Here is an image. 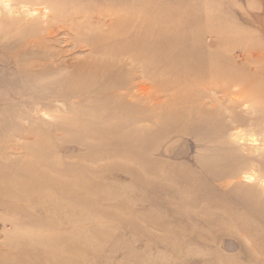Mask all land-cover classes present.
<instances>
[{"label":"rangeland","instance_id":"rangeland-1","mask_svg":"<svg viewBox=\"0 0 264 264\" xmlns=\"http://www.w3.org/2000/svg\"><path fill=\"white\" fill-rule=\"evenodd\" d=\"M28 1L29 55L0 6V264H264V0Z\"/></svg>","mask_w":264,"mask_h":264},{"label":"bare ground","instance_id":"bare-ground-1","mask_svg":"<svg viewBox=\"0 0 264 264\" xmlns=\"http://www.w3.org/2000/svg\"><path fill=\"white\" fill-rule=\"evenodd\" d=\"M19 6L18 8H16L17 6ZM0 6L1 7H4V8H6L5 10L6 11H9V13H10V16L12 15V17L13 18H11V17H9V20H8V23L6 22V27H4L3 28V30H5L6 32H8V33H10V32H12L13 30H16V32H23L22 30H24V33L21 35L22 37L19 39V41H17L16 40V46H13V48H15L16 49V53H18V54H30L31 53V51H32V48H33V46L34 45H32L33 44V42H31V40H30V33H29V28H28V26H29V24L31 23V22H29V21H27V22H24V21H26L27 20V18L28 17H30V16H33L34 14H37V15H39V16H41V17H45V13L42 11V10H37V8L36 9H33L31 6H30V2L28 1V0H14V1H12V0H0ZM49 11V10H48ZM8 13V14H9ZM15 14V15H14ZM47 15V14H46ZM19 16H22V20L21 21H17V19H18V17ZM49 16V15H48ZM37 17V16H36ZM31 18V17H30ZM29 18V19H30ZM32 18H35V17H32ZM46 18V17H45ZM28 19V20H29ZM39 21H41V19H39ZM42 22V21H41ZM34 23V22H33ZM35 24V23H34ZM59 30V29H58ZM62 36H64V35H62ZM3 39H5V37L3 38ZM64 39V38H63ZM39 45V44H38ZM36 48V47H35ZM93 54H95L94 52H93ZM92 54V55H93ZM97 55V54H96ZM93 57V56H92ZM122 60V59H121ZM40 62V61H39ZM93 63H95V62H93ZM21 65V64H20ZM138 65L140 66H142L143 64H142V62H140V64L138 63ZM137 65V66H138ZM133 66V65H132ZM144 66V65H143ZM141 67V69H142V71H144V73L146 74V72H145V68L144 67ZM19 67V66H18ZM40 67H42V66H40ZM141 71V70H140ZM212 73H210L209 74V76L211 75ZM215 75V74H214ZM46 78V77H45ZM117 85H120L119 83L117 84ZM201 85H203V83L201 82ZM200 85V86H201ZM140 87V86H139ZM138 87V88H139ZM203 87V86H202ZM209 89H211V87L210 86H205L204 87V91L206 92V93H209V92H211V91H214V90H211V91H209ZM215 92V91H214ZM195 96H187V99L188 100H190V102L191 103H197V102H199V100H200V98H199V95L196 93V94H194ZM189 97V98H188ZM202 100V99H201ZM231 111V110H230ZM232 113V112H231ZM225 115L226 114H224V113H222V112H217V117H218V121H221L222 120V118L223 117H225ZM207 116H208V114H207ZM232 116H233V114H232ZM206 117V116H205ZM209 117V116H208ZM190 119H191V121L192 122H197V121H200V120H202V119H198L197 117H195V113L193 112V114H190ZM234 121H235V119H233ZM218 121H216L215 122V124H218ZM235 122H238L237 120L235 121ZM218 127V128H217ZM122 131H124V130H122ZM208 131H211V132H208ZM214 132V133H213ZM117 134H115V135H118V132H116ZM142 133H143V131H142ZM198 134H200V135H203V136H212V135H216L217 137H220V136H222V134H224L223 133V126H222V124H218L217 126H215V127H212L211 126V124L210 123H208L207 125H206V127H204L203 128V130L202 131H199V132H197ZM209 135H208V134ZM119 136V135H118ZM139 137L138 138H140V137H142V141H140V140H138V138L137 139H135L134 138V136H128L127 134H125V136L123 137V138H121V140H125V139H130V140H132V139H135L134 141H140L141 143H140V149L142 148L143 149V151L144 152H146L147 151V148H146V146H144V147H142L143 146V144L145 145V143H146V137L145 136H143V135H138ZM232 137L234 138V139H242V137H243V135L239 132V131H235L233 134H232ZM109 139V138H108ZM253 140H254V138H253ZM134 141H132V145H134V143H137V142H134ZM241 142H242V140H240ZM250 143V142H249ZM253 143L255 144V141H253ZM144 152H141V153H144ZM140 153V154H141ZM247 179H251L252 180V177L251 176H248L247 177Z\"/></svg>","mask_w":264,"mask_h":264}]
</instances>
